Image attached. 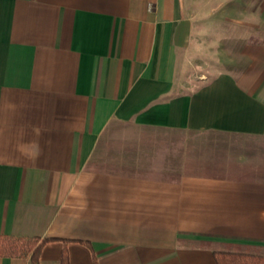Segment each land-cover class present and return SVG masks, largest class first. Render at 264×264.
Returning a JSON list of instances; mask_svg holds the SVG:
<instances>
[{
  "label": "crops",
  "instance_id": "0c3cea01",
  "mask_svg": "<svg viewBox=\"0 0 264 264\" xmlns=\"http://www.w3.org/2000/svg\"><path fill=\"white\" fill-rule=\"evenodd\" d=\"M0 234L51 238L39 264L264 255V0H0Z\"/></svg>",
  "mask_w": 264,
  "mask_h": 264
},
{
  "label": "trees",
  "instance_id": "16d2710c",
  "mask_svg": "<svg viewBox=\"0 0 264 264\" xmlns=\"http://www.w3.org/2000/svg\"><path fill=\"white\" fill-rule=\"evenodd\" d=\"M51 238H16L0 234V256L29 257L30 264H39L43 246ZM217 264H264V255L215 252ZM62 264H69L67 251L63 252Z\"/></svg>",
  "mask_w": 264,
  "mask_h": 264
},
{
  "label": "rangeland",
  "instance_id": "374dc122",
  "mask_svg": "<svg viewBox=\"0 0 264 264\" xmlns=\"http://www.w3.org/2000/svg\"><path fill=\"white\" fill-rule=\"evenodd\" d=\"M107 131L108 133H110V136H112V134L114 133L115 134H119V135H126V136H129L130 134H133V133H138V132H145V131H151V129H147V128H139V127H136L134 125H131V124H113L111 126H109L107 128ZM107 133V134H108ZM113 138V137H112ZM110 138V139H112ZM108 142L109 141H112L114 143V145H117L122 142L123 140L122 139H112V140H107Z\"/></svg>",
  "mask_w": 264,
  "mask_h": 264
}]
</instances>
